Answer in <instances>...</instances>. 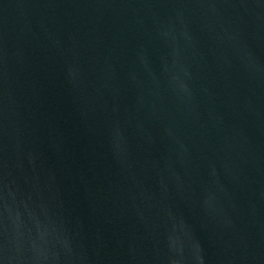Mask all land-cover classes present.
I'll return each mask as SVG.
<instances>
[{
    "label": "water",
    "instance_id": "95a60500",
    "mask_svg": "<svg viewBox=\"0 0 264 264\" xmlns=\"http://www.w3.org/2000/svg\"><path fill=\"white\" fill-rule=\"evenodd\" d=\"M0 264H264V0H0Z\"/></svg>",
    "mask_w": 264,
    "mask_h": 264
}]
</instances>
